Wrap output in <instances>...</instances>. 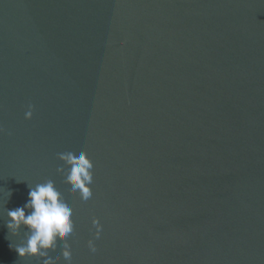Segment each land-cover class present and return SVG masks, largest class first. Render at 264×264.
Here are the masks:
<instances>
[{
  "label": "water",
  "instance_id": "water-1",
  "mask_svg": "<svg viewBox=\"0 0 264 264\" xmlns=\"http://www.w3.org/2000/svg\"><path fill=\"white\" fill-rule=\"evenodd\" d=\"M0 129V264H43L6 209L49 179L71 264H264V0H0Z\"/></svg>",
  "mask_w": 264,
  "mask_h": 264
},
{
  "label": "clouds",
  "instance_id": "clouds-1",
  "mask_svg": "<svg viewBox=\"0 0 264 264\" xmlns=\"http://www.w3.org/2000/svg\"><path fill=\"white\" fill-rule=\"evenodd\" d=\"M33 108V105H29V110L25 113L27 119L32 118ZM58 155L67 167L61 166L57 171L65 175V183L70 185L69 191L78 194L83 201L89 200L93 195L94 161L85 150L78 154L69 151ZM28 188V199L22 206L6 209V238L8 239L9 234L20 237L22 229H25L22 242H11L9 248L18 253L19 257L35 256L42 258L43 264H57L60 256L53 258L50 251L56 250L58 242H62V257L67 264H71L72 249L68 237L75 227L73 207L51 179L34 186L28 183ZM11 194V191H7V197ZM92 225L95 234L87 241V246L92 252H96L95 240L100 238L103 224L99 217H93Z\"/></svg>",
  "mask_w": 264,
  "mask_h": 264
}]
</instances>
